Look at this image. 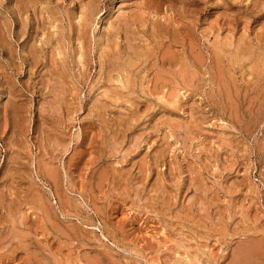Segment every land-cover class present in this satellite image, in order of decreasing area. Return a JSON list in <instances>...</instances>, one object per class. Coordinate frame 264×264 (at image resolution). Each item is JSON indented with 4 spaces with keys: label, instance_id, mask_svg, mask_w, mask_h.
Masks as SVG:
<instances>
[{
    "label": "rangeland",
    "instance_id": "obj_1",
    "mask_svg": "<svg viewBox=\"0 0 264 264\" xmlns=\"http://www.w3.org/2000/svg\"><path fill=\"white\" fill-rule=\"evenodd\" d=\"M262 244L264 0H0V264Z\"/></svg>",
    "mask_w": 264,
    "mask_h": 264
},
{
    "label": "bare ground",
    "instance_id": "obj_2",
    "mask_svg": "<svg viewBox=\"0 0 264 264\" xmlns=\"http://www.w3.org/2000/svg\"><path fill=\"white\" fill-rule=\"evenodd\" d=\"M101 28V27H100ZM232 40V39H231ZM228 40H226V42H227ZM229 43V42H228ZM230 45H231V43H230ZM120 81V80H119ZM126 81V80H125ZM120 83H121V81H120ZM123 87H125V86H123ZM17 106V105H16ZM17 108H19V107H17ZM14 109H16V108H14ZM17 110V109H16ZM19 110H20V108H19ZM16 114V113H15ZM20 116V115H19ZM20 121V120H19ZM15 125H16V123H15ZM53 169V168H52ZM51 170V169H50ZM49 169L48 170H46V172L47 171H50ZM45 172V173H46ZM53 173H54V171H53ZM50 175L52 174V172H50L49 173ZM47 175V174H46ZM51 177H54L53 176V174L51 175ZM50 178V177H49ZM53 180H54V178H53ZM39 201V200H38ZM43 205V204H42ZM41 205V206H42ZM45 207V206H44ZM45 209H48V208H45ZM45 211V210H44ZM46 212H47V210H46ZM45 213V212H44ZM48 213V212H47ZM48 215V214H47ZM257 240V239H256ZM253 241V240H252ZM254 244V243H253ZM256 244V243H255ZM257 244H258V242H257ZM259 245V244H258ZM263 244H262V248H263ZM254 249V248H253ZM257 250H259V249H257ZM260 250L262 251H264V248L263 249H261V247H260ZM243 253H244V251H242ZM249 252V251H248ZM252 252V251H251ZM256 252V251H255ZM263 253V255H264V252H262ZM247 254V253H246ZM252 254V253H251ZM260 254V253H259ZM240 255V254H239ZM247 255H249V254H247ZM186 258H188L189 259V256H188V254L185 256ZM251 257V256H250ZM175 259V258H174ZM191 259V258H190ZM194 259V258H193ZM174 261V260H173ZM191 262H192V260H191ZM194 262H198V261H196V258H195V261ZM174 263V262H173ZM186 263V262H185ZM184 263V264H185ZM201 263V262H200ZM160 264V263H159ZM174 264H182V262L179 260V258H177V260L175 261V263ZM188 264H191V263H188ZM238 264V263H237Z\"/></svg>",
    "mask_w": 264,
    "mask_h": 264
}]
</instances>
